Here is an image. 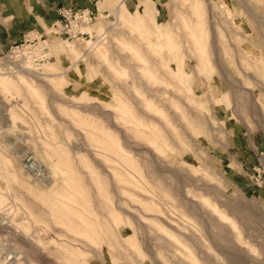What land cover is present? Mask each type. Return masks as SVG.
<instances>
[{"label":"rangeland","instance_id":"1","mask_svg":"<svg viewBox=\"0 0 264 264\" xmlns=\"http://www.w3.org/2000/svg\"><path fill=\"white\" fill-rule=\"evenodd\" d=\"M95 5L0 75V264H264V0Z\"/></svg>","mask_w":264,"mask_h":264},{"label":"built area","instance_id":"2","mask_svg":"<svg viewBox=\"0 0 264 264\" xmlns=\"http://www.w3.org/2000/svg\"><path fill=\"white\" fill-rule=\"evenodd\" d=\"M100 11L97 5L93 9L79 8L72 9L68 7H60V19L53 22L45 34H34L25 37L18 43H13L6 50H0V62L4 71H15L18 69L29 70L31 61L35 64L49 60L51 56H47V48L38 50L41 43L50 41L52 37L65 36L66 39H79L82 36H89V32L83 28L92 24L99 16ZM105 16V15H103ZM258 164L263 168L261 172H257V179L261 173H264V159L262 153L259 154ZM23 169L40 184H48L52 178L44 162L30 151H25L19 156Z\"/></svg>","mask_w":264,"mask_h":264},{"label":"crops","instance_id":"3","mask_svg":"<svg viewBox=\"0 0 264 264\" xmlns=\"http://www.w3.org/2000/svg\"><path fill=\"white\" fill-rule=\"evenodd\" d=\"M128 1L124 0L125 4ZM95 3L97 0H0V50L8 49L29 35L45 34L48 27L60 19V7L93 9ZM158 7L157 14L164 9V6ZM118 14H121L119 10ZM128 14L136 20L140 15L138 12ZM56 52L67 56L60 48H56ZM46 67L52 72L53 64Z\"/></svg>","mask_w":264,"mask_h":264},{"label":"bare ground","instance_id":"4","mask_svg":"<svg viewBox=\"0 0 264 264\" xmlns=\"http://www.w3.org/2000/svg\"><path fill=\"white\" fill-rule=\"evenodd\" d=\"M44 46H46V45H44L43 43H41L40 46L38 47V50H41V47H44ZM29 63L31 65L29 70H21V69H18V70H15V71H4V68L2 67L1 62H0V75L1 76H4V77H7V78L8 77H11L12 75H15L17 77L24 76V75H27V76L30 75V76H34V77H39L40 71L42 69L43 62L42 63H37V64H35V63L31 62V61L25 62V64H29ZM43 75H45V74H43ZM0 119H2L1 116H0ZM3 123H5V120L3 121Z\"/></svg>","mask_w":264,"mask_h":264}]
</instances>
